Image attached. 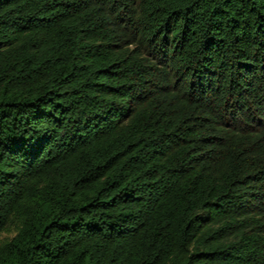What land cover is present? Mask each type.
<instances>
[{
	"label": "trees",
	"instance_id": "trees-1",
	"mask_svg": "<svg viewBox=\"0 0 264 264\" xmlns=\"http://www.w3.org/2000/svg\"><path fill=\"white\" fill-rule=\"evenodd\" d=\"M0 264H264V0H0Z\"/></svg>",
	"mask_w": 264,
	"mask_h": 264
},
{
	"label": "rangeland",
	"instance_id": "rangeland-1",
	"mask_svg": "<svg viewBox=\"0 0 264 264\" xmlns=\"http://www.w3.org/2000/svg\"><path fill=\"white\" fill-rule=\"evenodd\" d=\"M14 230H15V228L13 226L9 227V229L7 230V232H5L3 234V237L4 238H10L13 235Z\"/></svg>",
	"mask_w": 264,
	"mask_h": 264
}]
</instances>
